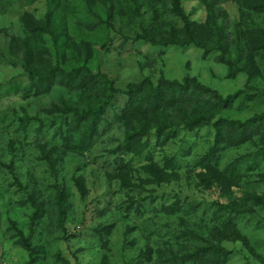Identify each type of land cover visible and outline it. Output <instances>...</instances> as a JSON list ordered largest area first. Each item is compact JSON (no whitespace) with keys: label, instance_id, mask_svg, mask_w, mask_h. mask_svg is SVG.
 <instances>
[{"label":"rangeland","instance_id":"1","mask_svg":"<svg viewBox=\"0 0 264 264\" xmlns=\"http://www.w3.org/2000/svg\"><path fill=\"white\" fill-rule=\"evenodd\" d=\"M107 1L112 18L103 0H11L8 12L0 14V264H166L217 241V201H238L251 209L236 220L245 238L220 243L228 253L219 264H264V124L251 140L219 150V167L234 175L224 181L199 177V159L212 139L208 130L188 138L192 153L179 176L160 184L147 182L150 168L164 165L177 151L184 155L181 141L162 146L153 136L150 149L139 156L144 139L133 153L118 154L137 185L125 188L116 177V154L110 153L124 140V124L113 116L124 98L114 101L109 122L91 147L67 146L56 128L66 119L62 101H77V94L60 78L48 89L46 81L28 76L21 63L27 36L20 20L23 11L38 20L51 17L56 37L43 33L30 55L39 73L49 66L65 71L86 66L122 89L145 77L154 82L191 77L223 96L251 97L264 94V11L248 4L264 0H183L207 45L215 47L221 39L224 50L213 54L132 39L144 24L154 27L160 40L180 28L167 0ZM13 50L18 55L9 53ZM262 113L264 95L221 114L245 120ZM26 118L32 122L24 132ZM176 196L184 210L162 212Z\"/></svg>","mask_w":264,"mask_h":264},{"label":"trees","instance_id":"2","mask_svg":"<svg viewBox=\"0 0 264 264\" xmlns=\"http://www.w3.org/2000/svg\"><path fill=\"white\" fill-rule=\"evenodd\" d=\"M10 1L0 0V14L8 12ZM167 2L170 3L171 13L181 23L180 28L173 27L174 34L160 40L154 34V27L150 28L144 24L141 26V31L132 37L133 40L144 41L157 47L194 46L204 49L207 54L224 50L221 39L217 41L215 47L207 45L200 33V26L191 19L184 7L183 0H167ZM134 3L137 6L136 1ZM103 4L108 8L109 16L112 18V6L107 0H103ZM249 6L258 12L264 11V1H251ZM20 20L27 36L23 42L24 53L21 63L28 76L33 80L38 77L42 81H46L49 83L48 89L54 80L57 81L60 78L62 84L77 94V101H62L64 106L62 115L66 116V119L65 123L61 122L56 128L57 134L67 142V146L77 149L91 147L95 138L100 135L104 126L109 122L107 114L109 109L114 107V101L124 98L122 105L115 106V111H113V116L124 124V140L122 146L118 148V152L114 150L110 153L116 154L114 159V163L117 165L116 177L125 188H134L137 185L133 182L130 172L123 171L127 163L118 154L120 151L123 155L133 153L134 147L144 139H146L145 144L137 153L139 156L150 149L153 136L162 146L168 145L177 138L181 141V150L184 155L177 151L175 155L167 159L164 165L154 163L153 166L156 169L151 170L150 168L151 173L148 174L151 179L147 182L160 184L175 180L171 177L172 175L176 176L175 178L179 176L184 158L192 153V140L188 138L198 135L203 129L208 130V134H212V139L208 150L199 159V164H201L199 177L215 182L227 179L226 176H234L219 167V150L225 146L241 145L251 140L259 134L258 126L264 124L263 113L245 120L221 114L235 105L243 104L245 106L248 100L258 99L264 94L255 93L250 97L244 92H238L223 96L218 90L201 84L196 78L187 77L183 81H178L161 77L154 82L150 77H145L140 82H131L122 89L105 75L93 73L86 66L66 71L59 68L58 65L49 66L44 72L39 73V69L33 65L30 55L37 50L36 46L38 45L34 43L42 39L43 33H49L53 38L56 37L51 17L48 14L45 19L38 20L28 11H23ZM262 33L261 36L264 40V32ZM17 51L13 50L9 53L18 55ZM220 60L226 61L223 57ZM247 96L250 99H247ZM22 120L25 122V124L22 123V129L26 132L32 121L30 118ZM38 131L40 132V129ZM149 159L154 161L153 153ZM235 168L236 165L233 164L230 171ZM76 182L82 188V182ZM82 190L84 191V189ZM62 199V193L59 192L58 206L60 208L63 207ZM215 205L218 206L213 218V222L217 223V241L185 258L178 257L175 261L168 260L165 262L166 264H219L220 258L228 253L220 243L225 240L237 241L245 238L239 230L236 220L239 216L251 212L246 203L217 201ZM185 206L182 199L176 196L172 203L162 205L161 210L164 213L175 215L182 212ZM127 208L131 210L130 207ZM36 215L37 213L32 215L33 220H36ZM19 236L24 246L31 250L28 239L21 232H19ZM212 253L214 255L210 257Z\"/></svg>","mask_w":264,"mask_h":264}]
</instances>
